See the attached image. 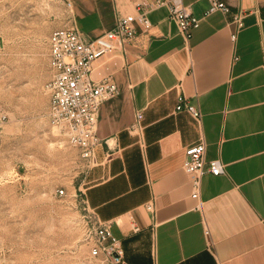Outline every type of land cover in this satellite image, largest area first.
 <instances>
[{"label": "crops", "instance_id": "1", "mask_svg": "<svg viewBox=\"0 0 264 264\" xmlns=\"http://www.w3.org/2000/svg\"><path fill=\"white\" fill-rule=\"evenodd\" d=\"M183 1L202 18L187 45L162 6L149 11L141 44L95 63V77L111 74L121 93L101 108L91 205L113 222L126 264H264V0H223L231 12L208 15L211 0ZM70 2L71 22L91 37L137 11L133 0ZM180 94L200 120L175 110ZM201 139L226 172L206 173L196 199L184 161Z\"/></svg>", "mask_w": 264, "mask_h": 264}, {"label": "rangeland", "instance_id": "2", "mask_svg": "<svg viewBox=\"0 0 264 264\" xmlns=\"http://www.w3.org/2000/svg\"><path fill=\"white\" fill-rule=\"evenodd\" d=\"M71 20L70 0H0V264H87L86 227L105 220L99 175L49 115V36Z\"/></svg>", "mask_w": 264, "mask_h": 264}, {"label": "built area", "instance_id": "3", "mask_svg": "<svg viewBox=\"0 0 264 264\" xmlns=\"http://www.w3.org/2000/svg\"><path fill=\"white\" fill-rule=\"evenodd\" d=\"M136 12L120 15L115 25L102 34L91 37L75 22L53 30L49 36L50 78L46 83L49 95V115L68 141L80 150L81 157L90 167L99 164L97 148L104 139L98 132L102 105L121 93L120 86L111 74L96 78L95 63L118 48L139 45L142 36L153 27L149 11L166 6L169 17L176 22L179 32L187 45L193 31L200 27L202 18L197 16L190 5L183 0H133ZM216 11L230 13V5L223 0H211L205 15ZM237 29L232 33L235 40L240 28L245 25L244 13L234 16ZM175 110L188 111L200 120L202 112L195 104L180 94ZM133 130L139 131L144 118L137 112ZM106 141V140H105ZM107 142V141H106ZM204 139L191 143L185 149L184 168L191 176L192 197L199 198L202 177L206 173L221 175L226 172V164L221 158L209 159ZM65 194V189L59 190ZM147 208L153 210L149 203ZM133 230L139 226L133 221ZM206 235H210L207 228ZM84 240L88 246L87 264H126V252L122 239L115 233L113 222L96 218L86 227Z\"/></svg>", "mask_w": 264, "mask_h": 264}]
</instances>
